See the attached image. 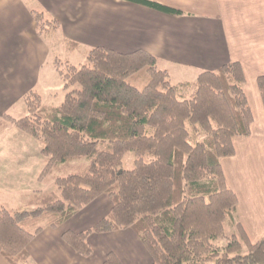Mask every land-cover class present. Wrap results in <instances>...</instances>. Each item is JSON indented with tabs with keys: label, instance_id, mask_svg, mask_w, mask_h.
Returning a JSON list of instances; mask_svg holds the SVG:
<instances>
[{
	"label": "trees",
	"instance_id": "trees-1",
	"mask_svg": "<svg viewBox=\"0 0 264 264\" xmlns=\"http://www.w3.org/2000/svg\"><path fill=\"white\" fill-rule=\"evenodd\" d=\"M130 1L182 13L155 1ZM32 13L40 35L61 31L58 20ZM64 41L69 49L79 45ZM87 60L54 62L66 91L60 105H45L32 90L23 97L27 115L0 119V128L12 123L42 143L47 162L38 179L56 185L27 194L22 211L0 201V254L9 264H36L28 250L36 236L107 195V216L62 235L81 256L93 253L91 234L132 229L152 264H264V235L252 242L235 220L238 197L221 163L234 155L235 138L252 133L243 65L229 62L195 81L174 83L158 57L143 49L96 46ZM257 84L264 104V75ZM129 151L134 167L125 169ZM102 264L124 263L110 251Z\"/></svg>",
	"mask_w": 264,
	"mask_h": 264
},
{
	"label": "crops",
	"instance_id": "crops-1",
	"mask_svg": "<svg viewBox=\"0 0 264 264\" xmlns=\"http://www.w3.org/2000/svg\"><path fill=\"white\" fill-rule=\"evenodd\" d=\"M150 1L182 13L130 0H0V119L5 114L16 119L27 115L23 97L29 91L38 92L44 102L46 94L54 96L63 88L33 10L58 20L64 38L89 49L105 46L124 53L138 49L152 53L171 80L174 76L194 78L238 61L247 78L252 133L235 138L234 155L222 158L221 163L238 197L235 220L257 242L264 235V104L257 84V78L264 75V0ZM42 146L12 123L0 128V201L9 210L25 205V196L32 191L48 188V182L38 179L47 162ZM1 190L6 192L4 199ZM111 208V199L102 195L60 227L46 228L28 246L32 260L36 264H102L114 251L124 264H152L132 229L91 234L94 250L89 257L63 240L65 231L89 229ZM0 264H9L1 254Z\"/></svg>",
	"mask_w": 264,
	"mask_h": 264
},
{
	"label": "rangeland",
	"instance_id": "rangeland-1",
	"mask_svg": "<svg viewBox=\"0 0 264 264\" xmlns=\"http://www.w3.org/2000/svg\"><path fill=\"white\" fill-rule=\"evenodd\" d=\"M43 38L46 39L50 45L51 54H52L51 58L53 59V62H55L57 59H59L60 62H63V65H61L62 67L65 66V63L73 64L76 66H80V65L88 63L87 51L89 49L88 48L89 46L80 44L76 50L69 49L66 46V43L64 41V36H63L62 31H59L57 34L44 33ZM159 67H161V66H159ZM176 70L179 71L178 68H176ZM187 70L190 73H191V71H193L191 69H187ZM200 73H198L194 78H190V79L176 78V76H174V77H172V79H173L172 81L174 83H176L175 81H177V83H181L182 81H184V82L185 81H195ZM180 75L181 74H178V76H180ZM188 75L190 77H192L193 73L188 74ZM142 85L143 84H139L140 87H142ZM65 95H66V91L63 88L58 93H55L54 96H50L49 94H46L45 98H44V104L45 105H52L53 103H56V105H60L63 102ZM123 167L125 169H132L134 167V154L131 151H129L124 157ZM48 184L49 185L47 186L48 187L47 189H55L56 188V185H54V183L52 181ZM5 195H6V192L4 190H1L2 199H4ZM24 209H26V206L24 204H22V205H19L18 208H16V209L10 208V211L14 213V211H22ZM233 232H234L233 226H231V225H229V223H227V233L232 234Z\"/></svg>",
	"mask_w": 264,
	"mask_h": 264
}]
</instances>
